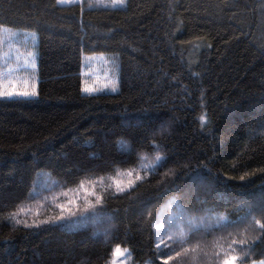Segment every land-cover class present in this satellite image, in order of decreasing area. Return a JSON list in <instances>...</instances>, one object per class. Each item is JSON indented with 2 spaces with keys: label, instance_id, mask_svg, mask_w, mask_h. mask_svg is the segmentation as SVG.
Wrapping results in <instances>:
<instances>
[{
  "label": "trees",
  "instance_id": "obj_1",
  "mask_svg": "<svg viewBox=\"0 0 264 264\" xmlns=\"http://www.w3.org/2000/svg\"><path fill=\"white\" fill-rule=\"evenodd\" d=\"M111 6L0 0V83L3 27L37 33L39 73L35 98L0 97V264H111L116 248L134 264L264 261L247 246L264 223V0ZM90 54L114 63L118 92L84 93ZM91 184L80 219L42 208ZM180 225L187 239L165 237Z\"/></svg>",
  "mask_w": 264,
  "mask_h": 264
},
{
  "label": "rangeland",
  "instance_id": "obj_2",
  "mask_svg": "<svg viewBox=\"0 0 264 264\" xmlns=\"http://www.w3.org/2000/svg\"><path fill=\"white\" fill-rule=\"evenodd\" d=\"M58 1L61 5H71L82 3L83 0ZM99 2H105V4L111 3V7L117 8L123 5L125 0H99ZM37 46V33L28 30L11 29L8 27L2 28L1 90L3 88H14L16 91H22L25 89L32 90L34 87L38 94L39 73ZM83 77L84 89H94L93 92L84 91L86 94L116 93L119 90V76L117 69L114 66V63L104 54H90L83 57ZM37 94L30 97L13 96L11 98H2H35ZM133 180L131 174H120L117 178L112 180V183L118 190H121L128 188ZM96 184L85 185L73 193L60 195V192L56 198L48 199L46 202L48 205L46 207L45 205H42V208L46 210L47 207L54 205L61 211L62 220L80 219L88 213L90 214L93 212V208L97 205L99 197L96 191L98 184ZM99 187H102V183ZM45 210L41 211L44 212ZM17 216L21 217L23 221L27 219L34 221L37 219H34L36 215L31 214L29 211H21ZM159 228L163 229L162 226ZM191 233L192 232H189L180 225L177 234L170 235L168 233L165 237L168 238L171 236V240H175V238L178 240H185ZM165 245L166 243L162 240L160 246L164 247ZM188 255L189 252H183L178 259V264H191ZM223 259L224 257H221L220 260L223 261ZM111 264L134 263L132 262L129 251L116 248ZM220 264H222V262ZM256 264H264V261L256 262Z\"/></svg>",
  "mask_w": 264,
  "mask_h": 264
},
{
  "label": "snow or ice",
  "instance_id": "obj_3",
  "mask_svg": "<svg viewBox=\"0 0 264 264\" xmlns=\"http://www.w3.org/2000/svg\"><path fill=\"white\" fill-rule=\"evenodd\" d=\"M84 91L86 92H93L94 89L92 88H85ZM37 93L35 91V88L33 87L32 90H22V91H16L14 88H3L0 90V97H8L11 98L13 96H19V97H30V96H35ZM203 119V118H201ZM159 147V146H157ZM163 160H166V157L161 158ZM206 167V165H205ZM257 211H259L261 214H264V199L261 200L260 204L256 208ZM255 223L259 225V231L260 235L256 237V241L253 244H248L247 246L249 248H253L256 246V243H264V223H262L259 220H256ZM157 227H159V224H157ZM246 242L245 241H240L236 242V246L240 247L244 245ZM162 256L167 255L166 253H161ZM176 256H180V252H175ZM245 259L246 258H241L237 257L236 255H226L225 258L222 261V264H245ZM253 264H256V262H253Z\"/></svg>",
  "mask_w": 264,
  "mask_h": 264
}]
</instances>
